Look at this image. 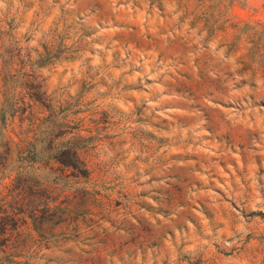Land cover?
Returning a JSON list of instances; mask_svg holds the SVG:
<instances>
[{
    "label": "rangeland",
    "instance_id": "374dc122",
    "mask_svg": "<svg viewBox=\"0 0 264 264\" xmlns=\"http://www.w3.org/2000/svg\"><path fill=\"white\" fill-rule=\"evenodd\" d=\"M0 264H264V0H0Z\"/></svg>",
    "mask_w": 264,
    "mask_h": 264
},
{
    "label": "trees",
    "instance_id": "16d2710c",
    "mask_svg": "<svg viewBox=\"0 0 264 264\" xmlns=\"http://www.w3.org/2000/svg\"><path fill=\"white\" fill-rule=\"evenodd\" d=\"M1 116H2L3 119L5 118V114H4L3 112H2V114H1ZM69 150L71 151L72 149L70 148ZM77 152H78V149H76V150L74 151V155H75V157H76ZM86 174H87V171H84V172L82 173V175H86Z\"/></svg>",
    "mask_w": 264,
    "mask_h": 264
}]
</instances>
